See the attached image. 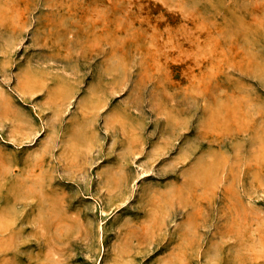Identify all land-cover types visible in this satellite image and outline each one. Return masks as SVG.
Segmentation results:
<instances>
[{
	"label": "rangeland",
	"instance_id": "374dc122",
	"mask_svg": "<svg viewBox=\"0 0 264 264\" xmlns=\"http://www.w3.org/2000/svg\"><path fill=\"white\" fill-rule=\"evenodd\" d=\"M0 264H264V0H0Z\"/></svg>",
	"mask_w": 264,
	"mask_h": 264
}]
</instances>
